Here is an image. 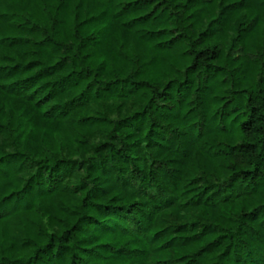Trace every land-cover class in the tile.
Instances as JSON below:
<instances>
[{
	"label": "trees",
	"instance_id": "16d2710c",
	"mask_svg": "<svg viewBox=\"0 0 264 264\" xmlns=\"http://www.w3.org/2000/svg\"><path fill=\"white\" fill-rule=\"evenodd\" d=\"M0 264H264V0H0Z\"/></svg>",
	"mask_w": 264,
	"mask_h": 264
}]
</instances>
